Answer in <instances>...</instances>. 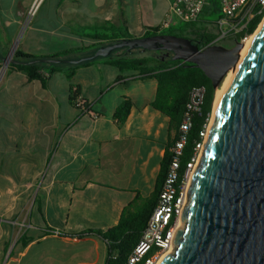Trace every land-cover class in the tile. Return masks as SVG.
<instances>
[{
    "label": "crops",
    "instance_id": "obj_1",
    "mask_svg": "<svg viewBox=\"0 0 264 264\" xmlns=\"http://www.w3.org/2000/svg\"><path fill=\"white\" fill-rule=\"evenodd\" d=\"M173 1L51 0L38 22L48 0H13L19 11L9 17L0 0V51L6 39L18 37L14 50L36 55L51 44L92 47L102 43L91 38L100 25L143 38L160 26ZM94 50L81 52L82 58ZM118 50L114 58L127 55ZM106 58L54 66L51 76L47 68L45 83L14 68L0 79V264H106V242L80 235L106 232L131 204L155 195L179 127L152 107L156 79L122 73ZM74 88L99 119L74 107ZM126 100L132 108L120 123L116 113ZM26 237L32 241L23 246Z\"/></svg>",
    "mask_w": 264,
    "mask_h": 264
},
{
    "label": "water",
    "instance_id": "obj_2",
    "mask_svg": "<svg viewBox=\"0 0 264 264\" xmlns=\"http://www.w3.org/2000/svg\"><path fill=\"white\" fill-rule=\"evenodd\" d=\"M244 47L201 49L184 37L155 35L124 39L74 63L123 48L166 51L172 61L198 66L218 90ZM160 264H264V21L212 119L174 251Z\"/></svg>",
    "mask_w": 264,
    "mask_h": 264
},
{
    "label": "trees",
    "instance_id": "obj_3",
    "mask_svg": "<svg viewBox=\"0 0 264 264\" xmlns=\"http://www.w3.org/2000/svg\"><path fill=\"white\" fill-rule=\"evenodd\" d=\"M219 8L216 0H210V5L204 11L200 20L195 24H184L179 27L160 32L157 28L147 32L144 37L155 35H173L184 37L193 41L201 49L208 46L216 37L214 28L215 22L219 19ZM262 21V17L257 18L247 31V35H252ZM95 34L92 39L100 41L99 45L84 47L78 49H69L59 53L43 56L31 53H25L17 49L9 68H14L24 73L29 80H40L46 82L45 74L47 68L50 69L49 75L55 72L54 66H60L65 63H74L69 61V57L74 53L84 52L94 48V54L103 46L115 44L124 39H133L127 28H120L112 25L95 27L92 29ZM243 37H238L241 41ZM127 55L114 58L111 54L107 57V64L120 72H135L144 76L153 77L158 82L157 94L152 102V107L167 115L175 127L182 123L189 92L193 87L204 86L206 96L202 114L196 115L193 121V127L188 134L186 145L181 157V172L187 166L194 154V148L197 141L200 140V132L204 125L212 118L214 105L216 101L217 89L213 87L212 81L205 73L192 63L182 61H172L171 53L166 56V51H146L141 48L129 50L123 48ZM119 50H116L117 52ZM143 53L139 54L138 53ZM103 57L94 58V60ZM93 59H88L82 63H88ZM5 59L0 60V64ZM81 64V63H80ZM1 69V65H0ZM79 92V90H78ZM74 105V95L71 98ZM132 102L126 100L117 110L116 117L120 123H124L128 118ZM179 137V136H178ZM178 140V139H177ZM167 149L166 155L162 161L161 170L157 179L155 195L140 205L131 204L122 213L119 223L106 232L89 230L80 237L95 235L106 242L107 260L106 264H127L128 258L140 241L144 230L146 229L149 218L151 217L158 200L159 193L164 184L170 161L172 159V147ZM31 238H22L23 246L31 242Z\"/></svg>",
    "mask_w": 264,
    "mask_h": 264
},
{
    "label": "built area",
    "instance_id": "obj_4",
    "mask_svg": "<svg viewBox=\"0 0 264 264\" xmlns=\"http://www.w3.org/2000/svg\"><path fill=\"white\" fill-rule=\"evenodd\" d=\"M216 1L220 16L214 24L217 37L206 47L221 45L231 48L236 42L246 44L264 21V0ZM209 5L210 0H174L168 14L157 29L162 32L178 25L195 24ZM259 17H262V21L258 28L252 35H247L248 29ZM238 37L243 38L238 41ZM228 44L231 46H226ZM73 95L76 109L93 119H99L100 116L92 110L89 101L78 92L77 88L73 89ZM205 96L204 86L193 87L189 92L184 117L179 128V137L171 150L172 159L156 207L127 264H160L168 252L174 251V240L178 229L182 226V214L188 202V189L204 150L213 119L211 118L204 125L200 132V140L195 144L193 157L187 163L185 170L181 172L182 152L195 116L202 114Z\"/></svg>",
    "mask_w": 264,
    "mask_h": 264
},
{
    "label": "rangeland",
    "instance_id": "obj_5",
    "mask_svg": "<svg viewBox=\"0 0 264 264\" xmlns=\"http://www.w3.org/2000/svg\"><path fill=\"white\" fill-rule=\"evenodd\" d=\"M12 1L13 0H5V15L7 17L9 16H13L14 15V11L18 12L19 11V6L17 3L15 4H12ZM51 2V0H48V2L44 5V7L42 8L39 16H38V19L37 21H44L46 19V16H47V8L49 6V3ZM33 19V18H32ZM31 22V21H30ZM102 26V25H100ZM99 26V27H100ZM181 25H178L177 27H179ZM25 28H23L21 30V32L24 31ZM20 34V33H19ZM20 37L14 39L15 41L13 42V40L11 41L10 39H6L5 42L3 44H1V51H0V60L2 59H5L4 62H2L1 65V69H0V79L4 76L5 74V71L9 68V63H7V58L10 57L11 55L10 54H13V50L15 48H17L20 44V42L22 41V38L19 39ZM24 46V44L22 45ZM67 46L69 45H62V44H51V45H45L43 47V49H41L40 53H37V54H41V55H52V54H55V53H58L62 50H65V48H67ZM82 46V45H81ZM228 47H230L231 45H226ZM12 52V53H11ZM85 52V51H84ZM87 56L89 53H86ZM141 55L142 53H138V55ZM83 59L82 58V53H74L72 54L70 57H69V61H79ZM227 78V77H226ZM11 79H12V76H7V81L8 83H11ZM226 80V79H225ZM225 80L224 82L222 83L221 87L218 89V91L223 87L224 83H225ZM217 91V92H218ZM0 98L3 97L4 93L3 91L0 92ZM1 100V99H0ZM216 101H217V94H216ZM216 101H215V105H216ZM215 105H214V110H215ZM214 110H213V115H214ZM213 118V116H212ZM101 256L102 258H104L106 256L105 254V251H101ZM76 261H79V260H76ZM74 263L75 261L74 260H70L69 263ZM100 264H104V261H102Z\"/></svg>",
    "mask_w": 264,
    "mask_h": 264
},
{
    "label": "bare ground",
    "instance_id": "obj_6",
    "mask_svg": "<svg viewBox=\"0 0 264 264\" xmlns=\"http://www.w3.org/2000/svg\"><path fill=\"white\" fill-rule=\"evenodd\" d=\"M262 25H263V22H262V24L260 25L259 29L256 31V33H255V34H254V35H253V36H252V37L246 42L245 47H244V49H243L242 52H241V57H240L238 63H237L236 66L233 68V70H231V71L229 72V74L227 75V78H226V80H225V83H224L223 87L217 92V101H216V105H215V110H214V115H213V117H215V115H216V111L218 110V108H219V106H220V104H221V102H222V100H223V98H224V96H225V94H226V91H227V89H228V87H229V85H230V83H231V81H232V79H233V77H234L236 71H237V68L239 67V65L241 64V62L243 61V59H244L245 56L247 55L249 49L251 48L253 42L255 41V38H256L257 35H258V33H259L260 28L262 27ZM172 253H173V250H172L171 252H168V253L164 256V258H165L167 255L172 254ZM164 258H163V259H164ZM163 259H162V260H163Z\"/></svg>",
    "mask_w": 264,
    "mask_h": 264
}]
</instances>
